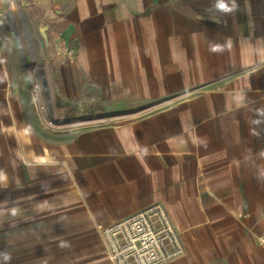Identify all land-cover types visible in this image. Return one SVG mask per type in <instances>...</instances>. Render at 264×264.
Instances as JSON below:
<instances>
[{
    "label": "crops",
    "instance_id": "0c3cea01",
    "mask_svg": "<svg viewBox=\"0 0 264 264\" xmlns=\"http://www.w3.org/2000/svg\"><path fill=\"white\" fill-rule=\"evenodd\" d=\"M36 1L0 0V264H111L96 226L155 204L169 264H264V0H43L76 25L49 117L1 34Z\"/></svg>",
    "mask_w": 264,
    "mask_h": 264
},
{
    "label": "built area",
    "instance_id": "2783aa9c",
    "mask_svg": "<svg viewBox=\"0 0 264 264\" xmlns=\"http://www.w3.org/2000/svg\"><path fill=\"white\" fill-rule=\"evenodd\" d=\"M96 229L111 264H169L184 253L179 233L160 204ZM256 241L264 246V235Z\"/></svg>",
    "mask_w": 264,
    "mask_h": 264
},
{
    "label": "rangeland",
    "instance_id": "374dc122",
    "mask_svg": "<svg viewBox=\"0 0 264 264\" xmlns=\"http://www.w3.org/2000/svg\"><path fill=\"white\" fill-rule=\"evenodd\" d=\"M26 20L27 27L25 22L23 23L21 21L18 23V20L15 18V27L19 40L15 39L12 26L10 24H4L1 34L6 42L5 56L17 68L20 88L33 98L35 105L43 113V116L49 117L50 110L55 104V98L53 96L55 86L52 80V73L38 44L32 24L28 19ZM26 42L28 43V48L26 47ZM42 73L49 77V86L47 85V81L41 79L43 76Z\"/></svg>",
    "mask_w": 264,
    "mask_h": 264
},
{
    "label": "water",
    "instance_id": "95a60500",
    "mask_svg": "<svg viewBox=\"0 0 264 264\" xmlns=\"http://www.w3.org/2000/svg\"><path fill=\"white\" fill-rule=\"evenodd\" d=\"M29 13L33 18L46 62L65 60L70 51L69 46L75 35L76 25L63 21L61 11L46 6L43 0L32 3Z\"/></svg>",
    "mask_w": 264,
    "mask_h": 264
},
{
    "label": "bare ground",
    "instance_id": "6f19581e",
    "mask_svg": "<svg viewBox=\"0 0 264 264\" xmlns=\"http://www.w3.org/2000/svg\"><path fill=\"white\" fill-rule=\"evenodd\" d=\"M25 16V15H24ZM4 17V16H3ZM25 19V18H24ZM9 24L12 26V30H13V32H14V34H15V39H17V40H19L18 39V33H17V29H16V27H15V22H14V20L11 18V17H9ZM25 24H26V27H27V21L25 20ZM27 29V28H26ZM22 48V47H21Z\"/></svg>",
    "mask_w": 264,
    "mask_h": 264
}]
</instances>
